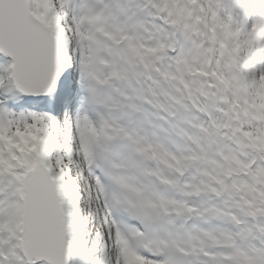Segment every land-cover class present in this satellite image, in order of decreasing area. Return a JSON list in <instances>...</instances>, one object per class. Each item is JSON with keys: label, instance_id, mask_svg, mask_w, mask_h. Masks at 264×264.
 Listing matches in <instances>:
<instances>
[{"label": "snow or ice", "instance_id": "obj_1", "mask_svg": "<svg viewBox=\"0 0 264 264\" xmlns=\"http://www.w3.org/2000/svg\"><path fill=\"white\" fill-rule=\"evenodd\" d=\"M0 264H264V0H0Z\"/></svg>", "mask_w": 264, "mask_h": 264}]
</instances>
